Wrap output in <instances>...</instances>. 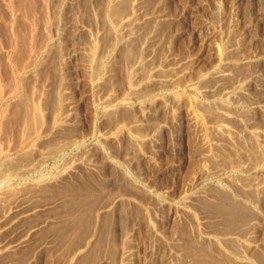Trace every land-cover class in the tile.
<instances>
[{
  "label": "rangeland",
  "instance_id": "rangeland-1",
  "mask_svg": "<svg viewBox=\"0 0 264 264\" xmlns=\"http://www.w3.org/2000/svg\"><path fill=\"white\" fill-rule=\"evenodd\" d=\"M0 264H264V0H0Z\"/></svg>",
  "mask_w": 264,
  "mask_h": 264
},
{
  "label": "bare ground",
  "instance_id": "bare-ground-1",
  "mask_svg": "<svg viewBox=\"0 0 264 264\" xmlns=\"http://www.w3.org/2000/svg\"><path fill=\"white\" fill-rule=\"evenodd\" d=\"M113 7H114V6H113ZM112 9H113V8H112ZM118 9H119V8H118ZM218 54H219V53H218ZM219 57H220V56H219ZM99 58H100V57H99ZM91 74H92V73H91ZM1 79H2V78H1ZM169 83H170V82H169ZM240 86H241V85H240ZM1 87H2V86H1ZM238 87H239V86H238ZM1 90H2V89H1ZM25 110H26V109H25ZM240 111H241V110H240ZM241 115H242V114H241ZM217 127H218V126H217ZM227 133H228V132H227ZM254 134H255V133H254ZM252 136H253V135H252ZM136 137H137V136H136ZM141 140H142V139H141ZM68 141H69V140H68ZM68 141H67V142H68ZM136 141H137V140H136ZM71 144H72V142H71ZM1 162H4V161H1ZM5 162H6V161H5ZM5 162H4V163H5ZM9 162H10V161H9ZM4 163H3V165H4ZM7 163H8V162H6V165H5V166H7ZM256 163H257V162H256ZM1 166H2V165H1ZM8 166H9V165H8ZM8 166H7V167H8ZM237 166H238V165H237ZM252 166H253V165H252ZM7 167L4 168V169H7ZM1 169H2V168H1ZM4 169H2L3 172H4ZM27 169H28V168H27ZM240 169H241V168H240ZM7 170H9V169H7ZM15 170H16V169H15ZM205 170H206V169H205ZM256 171H257V170H256ZM5 173H8V171H6ZM10 173H11V172H10ZM1 174H2V172H1ZM199 174H200V173H199ZM4 175H5V174H4ZM4 175H3V176H4ZM5 176H6V175H5ZM201 177H202V176H201ZM3 181H4V179H3ZM1 184H3V183H1ZM34 184H35V183H34ZM39 186H40V185H39ZM40 187H41V186H40ZM38 189H39V188H38ZM35 190H36V189H35ZM14 192H15V191H14ZM53 192H54V191H53ZM67 192H69V191H67ZM7 194H8V193H7ZM49 194H50V193H49ZM79 195H80V194H79ZM15 196H16V195H15ZM15 196H14V197H15ZM93 196H94V195H93ZM16 198H17V197H16ZM82 198H83V197H82ZM3 199H4V198H3ZM15 200H16V199H15ZM84 200H85V199H84ZM85 201H86V200H85ZM88 205H89V204H88ZM92 206H93V205H92ZM26 241H27V240H26ZM14 248H15V247H14Z\"/></svg>",
  "mask_w": 264,
  "mask_h": 264
}]
</instances>
